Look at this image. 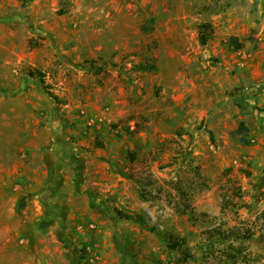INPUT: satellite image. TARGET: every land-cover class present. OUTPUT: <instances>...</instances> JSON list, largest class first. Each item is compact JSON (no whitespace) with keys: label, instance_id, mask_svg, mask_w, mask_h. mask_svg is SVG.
Masks as SVG:
<instances>
[{"label":"rangeland","instance_id":"374dc122","mask_svg":"<svg viewBox=\"0 0 264 264\" xmlns=\"http://www.w3.org/2000/svg\"><path fill=\"white\" fill-rule=\"evenodd\" d=\"M205 22L224 51L200 45ZM146 63L156 72L134 68ZM2 91L13 94H0V264H264L262 152L236 133L243 95L264 92V0H0ZM86 116L96 125L76 135ZM63 133L98 139L116 166L70 169L65 189L49 154ZM37 168L49 170L42 183ZM111 174L127 179L125 200L93 184L111 187ZM83 187L109 212L76 230L70 199ZM237 227L254 236L231 242ZM213 229L221 242L208 241Z\"/></svg>","mask_w":264,"mask_h":264},{"label":"crops","instance_id":"0c3cea01","mask_svg":"<svg viewBox=\"0 0 264 264\" xmlns=\"http://www.w3.org/2000/svg\"><path fill=\"white\" fill-rule=\"evenodd\" d=\"M239 21L240 20L237 21V19H236V21H232V19L230 20V22L232 24L233 23L237 24V23H239ZM220 28L226 29L225 27H220ZM222 38L223 37L216 35L208 43V45H206L205 47H210V49L216 53L224 51L222 49L223 46L221 44ZM258 63L259 62L251 63V64L247 65V67L242 69V71H241V78L242 79L241 80L244 79L245 83H247L246 82L247 79L252 80L253 78H258V74L261 75L260 73L257 72ZM243 96H244L243 103L246 104L247 108H246V110H242L243 111L242 113L240 111L238 112V114L241 113V115L239 116L240 118H238V120L240 122H244L249 127V129H250L249 136L250 137H252V136L256 137V141L254 140L255 143L251 147H254V150L257 152H262V157L260 158L259 166L262 168L263 175H261V176L258 175V176H260V178L263 179L264 178V112H259L258 106L260 107L261 105H264V92L262 94H259V92H257L256 95H251L250 92H247ZM117 102H118V104H120V107H122V108H125L127 106V101L123 97H121V100H119ZM253 109L256 111L255 114L254 113L246 114V112L252 111ZM127 112H128V110L123 109V112L120 113V116L123 117L124 115H126ZM84 120L81 121L80 125H76L74 127L73 132L76 135H78L82 131H84L85 125L86 126H87V124L91 125V126L96 125V121H95L96 119L94 117L86 116V117H84ZM58 121H59V119H56V123H58ZM61 121H62V125L58 123L59 128L63 132L70 131V128L67 126V124H65V121L64 120H61ZM108 121H111V120H108ZM84 122H85V124H84ZM67 135H68L67 133H63L60 140L57 141L56 143H54V145H53V147L49 153L50 155H52V157L54 159L53 161H54V167H55L54 169H52L55 171H52L51 174L52 175L56 174V178L59 179L58 183H60V184L64 183L65 189L70 188V186H71L72 175L70 177V173H69L70 169H72V172L77 174V176H80L84 164H88V165L90 164V166L92 165L94 168L99 167V168H105L107 170L110 166L111 167L116 166V164H117L116 160H115L116 157L111 153V151L107 150V148H105V147L101 148V147L96 146V141L100 143V141H98V139H96L92 145H90L88 147H83V145H81L82 143L70 142V140L66 137ZM105 150L107 151V153H102ZM102 155H105L108 159H106V158L104 159L102 157ZM34 171H35V174H34V172H32L34 174V176H36L34 181L38 182V183H42L44 178H46L49 174L48 169L45 172L42 171L41 169H38V168ZM26 175H27V173H24V177H26ZM112 175L113 174H111L110 177H108L109 179H107V181H110V183L113 184L111 187L104 186V184H102V182H100V180L96 181L93 184L96 186L102 185L104 187V188H101L102 191H100V193H102V194L106 193L107 194V193L111 192L112 194H114V195L116 194V196H119L120 200H125L127 198L125 195L126 191L124 190V188L118 189L116 187V185H118L121 181H127V179H125L122 176L115 177ZM104 180H105V183H107L105 178H103L102 181H104ZM125 185H126V182H123V184L121 186H125ZM260 187H261V190H263V188H264V182L263 181H262ZM63 190H64V188H61L58 194H61ZM86 190L87 189L83 187L80 190H75L78 192L77 196L71 195L70 201H76V202H74L76 205L73 206V204H72L73 210L71 212V218H72V221L74 222L73 227L76 230L80 227L79 224H83L85 226L87 224V222H95V223L101 225V222L104 221V219H103L104 214H107L109 212L105 207H101V205L99 207H97L93 203L94 199H95L94 198L95 194H93L92 191L88 192ZM78 199H82L83 202L85 200L87 201V204L89 207L85 208V204H83V205H84L85 209H88L91 212V214L89 213L86 216H82L80 214V211H79L80 206H79V208L77 206V205H79L77 203ZM121 222L131 223V221H121ZM76 225H77V228H75ZM67 235L69 236L68 233H67ZM79 235H81V233H79Z\"/></svg>","mask_w":264,"mask_h":264},{"label":"trees","instance_id":"16d2710c","mask_svg":"<svg viewBox=\"0 0 264 264\" xmlns=\"http://www.w3.org/2000/svg\"><path fill=\"white\" fill-rule=\"evenodd\" d=\"M214 37V27L212 25V23H208V22H205V23H201L199 25V29H198V40H199V43L200 45L202 46H206L208 45V43L213 39ZM229 46L231 48H233L234 50H241L243 48V44L242 42L240 41V39L236 36H231L230 39H229ZM135 69L139 70L140 72H156V66L154 64H151V63H146V64H141V65H138V66H135L134 67ZM0 94H4V95H12L11 93L7 92V91H2V93ZM249 127L244 123V122H240L239 124V127L236 131L237 134L241 135L242 136V141L243 142H247L246 137L249 136ZM96 146L97 147H103V145L99 142L96 141ZM139 195H140V198L143 200V201H147L146 197H144L141 192H139ZM178 212H179V209H178ZM117 214H119V219L121 221H131L133 220V217L131 215H127V214H122L120 211H116ZM261 218L264 220V211L262 212L261 214ZM238 230V231H236ZM254 232V231H253ZM252 232V229H244L243 227H237L235 229H233L231 231V234H232V239H231V242L233 243H241L242 241H249L253 236H254V233ZM205 233H209V235L207 236V239L208 241H220L219 238L221 236V233H218V234H215L216 233V229H213L211 231H207ZM221 242V241H220ZM210 245L208 246H211L213 245L214 243H209ZM223 244H226V242H223ZM183 246V243L179 242V243H176L174 245V247H172L173 249H179V248H182ZM242 255V252H239L238 254L236 255H233L231 257V259L233 261H238L239 260V257Z\"/></svg>","mask_w":264,"mask_h":264}]
</instances>
